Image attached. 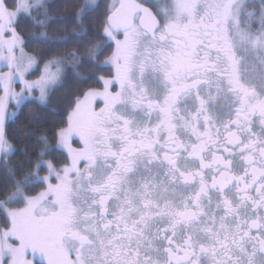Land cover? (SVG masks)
I'll return each mask as SVG.
<instances>
[{"label":"snow or ice","instance_id":"6c2138e0","mask_svg":"<svg viewBox=\"0 0 264 264\" xmlns=\"http://www.w3.org/2000/svg\"><path fill=\"white\" fill-rule=\"evenodd\" d=\"M0 264H264V0H0Z\"/></svg>","mask_w":264,"mask_h":264},{"label":"trees","instance_id":"16d2710c","mask_svg":"<svg viewBox=\"0 0 264 264\" xmlns=\"http://www.w3.org/2000/svg\"><path fill=\"white\" fill-rule=\"evenodd\" d=\"M59 2H60V0H52L53 4H56V3H59Z\"/></svg>","mask_w":264,"mask_h":264}]
</instances>
